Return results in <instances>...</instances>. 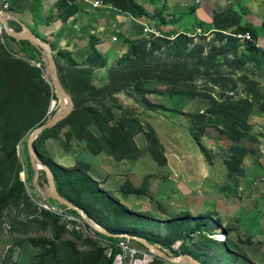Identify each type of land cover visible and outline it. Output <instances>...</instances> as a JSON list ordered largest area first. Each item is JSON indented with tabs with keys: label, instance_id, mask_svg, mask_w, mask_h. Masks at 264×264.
<instances>
[{
	"label": "trees",
	"instance_id": "obj_1",
	"mask_svg": "<svg viewBox=\"0 0 264 264\" xmlns=\"http://www.w3.org/2000/svg\"><path fill=\"white\" fill-rule=\"evenodd\" d=\"M103 2L133 18H151L153 20L158 18V12H154L153 15L149 16L145 9L134 0H103ZM245 34L250 35L251 41H244L241 44L243 50L240 54H237L238 46L235 44L230 45L233 49L229 48L228 50L237 58H240L243 65H257L260 56L257 48L258 34L254 27L251 25L239 27L230 37V41L239 43L240 39L238 37L245 36ZM217 36L220 37V43H223L225 39L221 36L224 35ZM163 37H165L164 40L149 35L147 39L129 40L126 51L118 59V65L111 67L109 70L108 83L102 87L93 84V73L97 67L104 66L105 61L103 56L94 50L92 39L89 41L87 56L81 64H76L69 53L57 51L53 55L57 73L62 86L72 99L73 109L66 118L54 127L41 131L34 141L38 158L51 169L57 190L63 197L82 209L90 219L103 226L110 233H127L139 236L152 245H163L164 242L152 238L150 235L145 234L143 230L137 228V223L146 222L147 220L143 218L142 214L127 209L112 195L114 191L102 189L100 184L89 176V165L86 162L79 160L74 167L66 168L53 159L45 158L38 150V140H44L45 138L60 139L59 137L62 135V140L64 144H68V148L74 142L83 145L84 149L94 157L106 154L117 162L136 160L143 153L148 152L159 166H165L167 159L158 142L156 132L152 128L146 129L143 123L134 115H130L129 110L124 108L122 104L120 105L118 99L114 96L116 93H124L140 107H143L144 110L153 112L168 111L163 105L153 104L148 100L147 94L152 93V91L148 90L146 85L148 81L157 79V82L152 81L151 83L167 87L168 97H171L173 102L183 96L185 97L182 100L183 102L195 99L209 102V107L202 113L187 114L182 112L191 121L187 128L197 143L200 152L211 164L212 156H218L220 153L204 146L201 138L207 136L206 122L221 124V134L225 135L233 145L225 153L223 166L232 179L240 177L243 174L245 157L251 152L242 145V141L254 137L249 123L250 115L253 112V102L248 96L234 100L232 96L228 95L229 92L237 93V82H230L231 85L226 92L227 96L221 97V101H217L211 94L202 91L197 83L193 82L200 71L201 63H191L190 61L197 51L201 53L205 47L196 45L197 41L185 35L164 34ZM172 38L175 39L171 41ZM8 40L13 39L7 34L0 35V238L4 219L3 211L22 203L28 207L33 205L28 196L27 188L20 179L21 169L17 147L26 135L30 134L37 125L44 122L48 107L42 92L37 88L38 83L44 82L42 62H39L41 68L30 63V61H36V55H39L38 50L29 42H21V45L28 47L22 49V51L27 53L29 57L17 56L13 50L9 49ZM147 46L149 47L147 48ZM163 50L172 57L173 53L179 57H185L183 60H177L176 62L168 60L163 62L156 59V52H162ZM60 60H64L68 67L60 66ZM155 65L160 67L158 68L159 74L155 72L158 69L154 70ZM243 83L247 86L254 85L258 87L257 82ZM116 106H119L122 110L119 116L115 113ZM140 133L144 135L147 142L144 151L137 147L134 140L136 135ZM149 177H147L146 187L144 186L142 189H136L129 181H126L118 192L124 197L129 195L147 196ZM41 179L45 183L47 182L43 171H41ZM50 201L55 203L53 200ZM89 203L103 206L106 212H109L110 217L113 218V222H119V224L115 223L119 229L108 228L110 221L107 218L103 219L102 214L90 209ZM70 212L78 216L77 213ZM131 217H134L137 222ZM168 223H172L175 227L186 226L182 227L183 229L193 228L191 230L193 236L195 235L196 238L201 237L207 242V245H199L201 246L200 250H202V247L206 249L225 248L223 241H216L209 237L211 230L207 229L206 226L215 227V224H212V215L206 216L205 219L201 217L197 219L188 214L174 217ZM193 223H195V226L192 227ZM55 227L54 242L58 240L59 231L61 230L56 225ZM229 229V226H225L223 229L226 237L230 232ZM178 231L177 228L176 232ZM197 234H199L198 237ZM95 235L98 239L104 241L111 250L105 264H112L113 257L118 253V242L125 239L107 237L96 233ZM191 237L189 235L184 237L179 251H174V255L189 254L202 264H209L192 249L190 245L196 244L197 240ZM54 242L48 243L49 247L45 253L39 256V264H44L45 260L53 253L55 249ZM161 262L155 261L156 264Z\"/></svg>",
	"mask_w": 264,
	"mask_h": 264
},
{
	"label": "rangeland",
	"instance_id": "obj_2",
	"mask_svg": "<svg viewBox=\"0 0 264 264\" xmlns=\"http://www.w3.org/2000/svg\"><path fill=\"white\" fill-rule=\"evenodd\" d=\"M230 37L232 36H221V38L225 39L223 43H220L219 36L197 35L189 37L197 41L196 45L205 47L201 53L197 51L190 62L201 63L200 71L195 76L193 82H196L202 91L211 94L217 101H221V97L227 96L226 92L229 90L230 82H237V93L229 92L228 95L232 96L234 100L248 96L253 102V112L250 115L249 123L254 137L242 141V145L251 150L245 157L243 164L246 168L253 169L251 174L250 170L248 173V181H250L248 188L246 187V178L244 181H240L242 179L238 180L244 173L240 177L232 179L224 171L222 162L225 158V153L233 145L225 135L221 134L222 125L206 122L207 136L202 137L201 142L207 148L220 153L218 156H212L217 183L214 189H211L212 192L209 194L211 197H207L205 204L201 201L203 200L202 198L196 201L191 196L187 198L184 196L182 192L187 191V189L193 190V193L198 195L196 191L199 184L197 181L198 175L195 172V163L201 152L187 128L191 121L182 114L183 111L180 108L182 106L180 102H183L182 100L185 97L177 98L173 102L171 97H168L169 92L167 87L151 83L152 81H158L154 79L156 81L150 80L146 85V88L152 91V93L147 94L148 100L153 104L163 105L168 111L162 110L149 115L148 112L150 111L145 109L141 113L138 104L132 103L128 112L130 115L138 118L146 129L152 128L154 130L149 121L155 123L160 131L161 141L164 143V146L172 148V143H175L177 146L175 151H168L170 157L175 158L177 155L182 162L176 168L177 172L174 171L175 173L173 174L167 167L159 166L148 152L143 153L140 156L139 160L141 161L137 165L138 168H132L133 171L135 170V174L132 177L140 185L143 180V174L146 175L145 173H147L148 177L151 176L148 178L147 198L138 199V197H133L124 200V202L127 209L142 214L143 218L147 220L146 222L137 223V228L143 230L145 234L150 235L152 238L163 240V245L159 244L156 246L173 257L175 256L174 251H179V247L185 236L189 235L191 237L192 235L194 238L196 236H193V232L191 231L193 228L187 227L183 229L182 227L186 226L180 224L181 227H175L172 223L168 222L172 221L174 217L188 214L197 219L200 217L205 219L206 216L212 215V224H215V227L206 226L207 229L211 230L209 237L216 241H223L225 248L206 249L202 247V250H200L201 246L199 245H207V242L201 237L196 238V244H191L190 246L196 253L200 254L201 259L206 260L209 264H264V230L261 229L260 225V218L264 216V197L257 196L255 199L250 198L249 201L247 199L250 196L248 195V192L250 193L249 189H253V191L264 189V171H260L262 168L264 169V127H262L261 121L258 119V116H261L260 114L264 111V72L260 68L262 65H243L240 58H237L228 50L229 48L233 49L230 45L235 44L238 46L237 54H240L241 50H243L241 44L246 41L238 37L240 42L232 43ZM159 39L164 40L165 38L159 37ZM174 39L172 38L171 41ZM162 52H156V59H160L163 62L167 60L176 62L177 60H183L185 57H179L174 53L172 57L168 52L164 50ZM39 54L43 61V55L41 52ZM30 63L36 66V62L30 61ZM118 63L116 61L115 66ZM41 66L44 69V82L38 83L37 88L42 92L44 100L48 105L44 117V121H46L56 111L58 102L43 62ZM158 68L160 67L154 66V70ZM97 69L93 73V80L95 81L93 83L99 84L101 85L99 87H102L104 86V82H100L103 79L98 78V74H96ZM155 72L159 74V69ZM104 81H109V70ZM243 82H257L258 87L254 85L247 86ZM129 101L134 102L132 98H129ZM164 112H168L166 117L162 115ZM150 117H153V119ZM165 126L168 127V130L164 129ZM28 136L29 134L21 140L17 147V152L21 169L20 179L24 183L25 188H27L28 196L33 205L32 207H28L22 203L21 205L6 208L3 211L0 264H39V256L45 253L49 247L48 243L54 242L55 225L61 229L59 231V238L54 242L55 249L45 260L44 264H105L110 255L106 243L97 238L88 224L78 217V214V216L71 214L65 206L57 202L52 203L50 199L44 198L40 192L46 189L47 182L45 183L41 179V172L36 179V173L28 156ZM141 137L143 136L141 135ZM59 138L39 139V152L45 158L53 159L66 168L74 167L79 160L85 161L88 158L87 156L93 158V156L86 153L82 145L73 142L71 143V147L68 148V144H64L62 140V135ZM158 142L160 144V139H158ZM161 147L164 152V147L162 145ZM180 153H184L187 157L182 158ZM86 163L90 169L92 166H96L98 159L93 158V162L86 161ZM260 164L261 168L259 167ZM256 168L260 171L259 173ZM116 171V173H125L118 169ZM121 174L119 176H125ZM125 174L128 175V173ZM111 178V175H108V179ZM122 179L124 178L122 177ZM236 180L239 183H236ZM200 183L208 185L207 180L205 182L200 181ZM112 191H114L112 195L119 201H122L123 198L120 193H117L118 190ZM212 202H214L213 205L209 207V203L212 204ZM88 206L90 209L102 214L103 219L107 218L110 221L108 228L119 229L115 225V223L119 224V222H113V218L110 217L109 212L107 211V213L103 206L90 203ZM197 207H200L202 210L204 209V211L200 212ZM131 219L135 220L134 217H131ZM191 226H195V223ZM225 226H229L230 228L227 237L223 232ZM177 228L179 229L178 232H176ZM198 236L199 234H197ZM127 244L140 253L147 252L134 241L129 240ZM156 260L162 261L159 264H172L156 257H154L150 264H156Z\"/></svg>",
	"mask_w": 264,
	"mask_h": 264
},
{
	"label": "crops",
	"instance_id": "obj_3",
	"mask_svg": "<svg viewBox=\"0 0 264 264\" xmlns=\"http://www.w3.org/2000/svg\"><path fill=\"white\" fill-rule=\"evenodd\" d=\"M134 1L142 6L149 16L153 15L154 12H158V18L156 20L151 18H133L126 13L117 11L106 3L105 7L93 10L86 3H72L68 0H10V12L6 16H0V19H3L13 32L22 33L24 31L23 26L27 27L38 38L48 43L53 55L57 51L67 52L71 55L72 60L76 64H81L85 60L89 49V41L92 39L94 50L102 55L105 61V65L97 67L98 69L96 71L98 78L103 79V81H100L104 82L103 85L108 83V81H104L107 71L115 66L116 61H118L121 55L126 51V45L129 40L147 39L149 35H152L154 38H165L163 37L164 34L186 35L188 37H193L197 34L200 36H232L239 27L244 25H251L258 34L257 48L259 49L260 60L257 65H262L260 68L264 72V0ZM3 28L5 30V27ZM144 28H147L149 31L153 30L157 34L143 32ZM7 45L16 55L23 56L24 58L29 57L27 53L22 51V49L28 47L21 45V42H17L14 39L8 40ZM36 57V61L34 62L39 63L42 61L40 54L36 55ZM59 64L64 68L68 67L64 60H60ZM93 84L95 86H101L99 84ZM114 96L118 99V103L120 105L122 104L124 108L129 109L132 103L136 105L135 102H130L129 98L123 93H116ZM180 104H182L180 107L182 111L187 114L202 113L209 107V102L201 99L180 102ZM138 107L142 113L144 108L139 105ZM121 111L119 106L115 107L117 116L121 114ZM148 114H153V111L148 112ZM167 114L168 112L162 113L165 117ZM260 115L258 119L261 121L262 127H264V111H262ZM151 119H153V117ZM149 122L156 131L157 137L160 139V144L164 147V156L167 159V163L162 167H167V169L174 174L177 172L176 168L180 166V162L182 161L177 155L175 158H171L168 151H175L177 146L175 143H172V148H166L161 141V135L157 125L151 123V121ZM164 129L168 130V127L165 126ZM141 135L143 137H141ZM134 140L140 150L146 149L147 142L142 133L137 134ZM86 153L88 152L86 151ZM88 154L93 156L90 153ZM180 154L182 158L187 157L184 153ZM190 155L192 156V154ZM87 157L88 158L84 162L90 161L91 163V161L93 162V158L98 159L96 166H92L89 169V176L99 183L102 189L109 191L119 190L126 181H129L136 189H142L147 185V173H145L146 175H142L143 180L140 185H138L132 177L133 174H135V170L133 171L132 168H138L137 165L141 161L139 160L140 158L117 162L106 154H100L97 157L93 156V158ZM198 157L195 163V172H197V181L199 184L197 185L196 191L198 195L194 194L193 190H188L184 185L187 191L185 190L182 193L186 198L191 196L193 199H196V201L202 198L203 200L201 201L205 204L207 197H211L209 194L212 192L211 189H214V186H216L217 178H215L216 172L213 167L214 163L212 162L209 164L202 153ZM259 167L261 168V164ZM109 169L111 170L109 171ZM116 169L122 170L128 173V175L125 173L121 174V172L116 173ZM249 170L251 174L253 169L246 168L244 165V175L242 174L243 176L238 178V180L242 179L240 181H244L246 178L247 188L250 182L248 181ZM256 170H258V168H256ZM224 171H226L227 174L225 167ZM260 171L262 172L264 169L262 168ZM260 171L258 170V173ZM119 174L125 176H119ZM108 175H111L112 178L108 179ZM122 177L124 179H122ZM206 180L208 181V185L200 183V181L205 182ZM235 182L239 183L237 180ZM249 191L250 193L248 192V195L250 196L247 198L248 201L250 198H257V196L264 197V189H257L254 191L253 189H249ZM121 197L123 199L120 202L124 204V206L126 205L124 200L133 197H138V199L147 198L146 195H129L127 197L121 195ZM121 197L119 198L121 199ZM213 203L214 202H212V204L209 203L208 206L211 207ZM197 208L200 212L204 211V209L202 210L200 207ZM260 225L261 229L264 230V216L260 218Z\"/></svg>",
	"mask_w": 264,
	"mask_h": 264
},
{
	"label": "water",
	"instance_id": "obj_4",
	"mask_svg": "<svg viewBox=\"0 0 264 264\" xmlns=\"http://www.w3.org/2000/svg\"><path fill=\"white\" fill-rule=\"evenodd\" d=\"M0 24L5 27V34H7L10 38L14 39L17 42H29L31 45H33V47L41 52V54L43 55L45 71L50 79V83L57 98L58 106L54 114L48 120L37 125L30 132L27 139L28 156L36 173V179L41 171H43L45 174L47 186L44 191H40L44 198L53 200L65 206L69 211L77 213L79 217L88 224L90 229L98 235L101 234L107 237L124 238L134 241L141 245L144 249H146L149 254L172 264H202L199 260L189 254H180L173 257L158 246L150 244L146 239L139 236H134L127 233L112 234L103 226L98 225L96 222H94V220L90 219L82 209L70 203L69 200H67L58 192L54 175L51 169L47 165H44L36 154L34 141L36 139V136L41 131L54 127L58 122H60L70 114L71 110L73 109L72 99L61 84L53 58V52L48 43L38 38L30 29L25 26H23L24 31L22 33H17L11 31L3 19H0Z\"/></svg>",
	"mask_w": 264,
	"mask_h": 264
},
{
	"label": "built area",
	"instance_id": "obj_5",
	"mask_svg": "<svg viewBox=\"0 0 264 264\" xmlns=\"http://www.w3.org/2000/svg\"><path fill=\"white\" fill-rule=\"evenodd\" d=\"M72 3L83 2L88 4L93 10L105 7L103 0H68ZM0 16L8 14L11 10L10 0H0ZM143 32H151L157 34L153 30L149 31L147 28L143 29ZM199 33V32H198ZM5 34V30L2 25H0V35ZM242 40L251 41L250 35L240 36ZM36 67L40 68V64L36 63ZM128 240H120L117 244L118 253L115 254L112 260V264H150L154 257L148 252L140 253L134 248L127 244ZM109 249V254H110Z\"/></svg>",
	"mask_w": 264,
	"mask_h": 264
},
{
	"label": "bare ground",
	"instance_id": "obj_6",
	"mask_svg": "<svg viewBox=\"0 0 264 264\" xmlns=\"http://www.w3.org/2000/svg\"><path fill=\"white\" fill-rule=\"evenodd\" d=\"M6 15H7V14H5V15H3V16H6ZM0 25H2V24H0ZM3 27H4V26H3ZM194 35H195V34H194ZM197 35H198V34H197ZM197 35H196V36H197ZM245 35H246V34H245ZM42 62H43V61H42ZM43 64H44V62H43Z\"/></svg>",
	"mask_w": 264,
	"mask_h": 264
}]
</instances>
